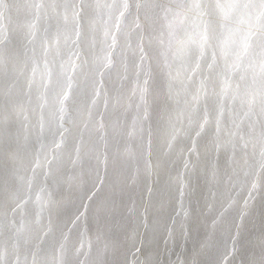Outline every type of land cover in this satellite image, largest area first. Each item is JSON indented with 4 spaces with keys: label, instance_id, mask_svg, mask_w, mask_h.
Instances as JSON below:
<instances>
[{
    "label": "bare ground",
    "instance_id": "bare-ground-1",
    "mask_svg": "<svg viewBox=\"0 0 264 264\" xmlns=\"http://www.w3.org/2000/svg\"><path fill=\"white\" fill-rule=\"evenodd\" d=\"M4 5L0 119L7 116L12 136L4 137L0 123V264H14L17 257L31 264L34 253L39 264L61 256L64 264H94L105 242L107 264H123L133 229L144 232L145 215L158 230L151 246L156 259L170 264L185 243L177 215L182 189L184 207L191 205L187 259L214 258L200 247L210 231L208 207L219 208L230 193L236 204L217 235L231 239L245 200L249 214L239 229L238 251L225 253L228 264H261L264 186L249 196L256 177L243 187L236 183L223 143L235 139L243 182L240 170L255 161L259 147L254 150L251 142L246 151L239 147L240 136L249 135L247 122L239 130L233 124L239 104L209 92L196 107L194 85L175 98L153 85L145 119L139 101L143 70L150 66L159 81L163 64L151 29L141 17V33L122 0H3L0 9ZM186 83L182 77L174 81L179 89ZM193 141L199 158L191 151ZM209 158H216L221 177L214 202ZM257 173L264 177L259 168ZM166 184L169 190L161 196ZM19 226L23 233H17ZM169 228L173 238L165 243Z\"/></svg>",
    "mask_w": 264,
    "mask_h": 264
},
{
    "label": "snow or ice",
    "instance_id": "snow-or-ice-1",
    "mask_svg": "<svg viewBox=\"0 0 264 264\" xmlns=\"http://www.w3.org/2000/svg\"><path fill=\"white\" fill-rule=\"evenodd\" d=\"M0 4H3V0H0ZM6 7L4 5V8L0 9V15H3ZM108 7L111 9V5ZM122 7L125 12L136 18L138 21L136 27L141 30V33H143V25L151 29L163 64L159 81L153 77L150 66L143 70L139 101L144 108V118L147 119L150 115L149 97L153 85L160 91H166V95L173 98L187 94L188 85H194L196 93L192 95L191 101L196 107L208 96L209 92L217 97H226L238 103L240 107L235 113L233 124L239 130L241 125L247 122L249 129L247 137L240 136L239 147L246 151L251 142L254 150L258 146L259 151H254L255 161L246 162V167L240 170L244 177V181L241 182L240 172L236 170L237 144L235 139L224 141L225 150L231 152L227 167L232 169L237 177L236 183L241 184V187L247 183L249 177H256L250 185L249 196L253 191L258 194L259 189L264 186L261 183L264 177L257 173V168L264 171V0H133L131 4L129 0H122ZM141 17L143 25L139 23ZM178 77L187 80L183 89L175 87L174 81ZM11 87H9V93ZM185 103H188L187 99ZM193 110L195 111L196 108L194 107ZM0 123L3 125L4 137L10 139L12 132L8 127L6 115L0 119ZM170 126L175 133V125ZM185 135L190 136L191 133L186 132ZM197 135L200 133L197 132ZM216 142L221 141L217 138ZM191 151H195L199 158L195 141L192 142ZM187 166L186 162L185 167ZM182 183L186 186L187 181H182ZM207 183L209 194L214 202L221 183L216 158H209ZM168 190V184L162 186L160 195L162 196ZM50 196L49 193V198ZM180 197L181 212L177 215L180 217V226L185 229V243L181 245L180 253H177L176 258L170 264H228L230 257L225 253L235 255L238 251L239 229L249 214L248 200H245L244 206L236 212L237 229L230 240L221 239L223 234L217 235V232L233 211L236 200L229 193L227 202H222L219 208L215 206V203H209L208 212L212 216L210 231L200 247L206 252H211L214 258L205 262L195 256L187 259L183 255L187 252L186 222L191 215V205L189 202V206L184 207L183 189ZM86 211L87 209H85V214ZM172 223L176 224L177 220L173 219ZM143 225V233L138 234L137 230L133 229L128 256L123 264H163V261L156 259L151 247L158 240L157 228L154 224L148 223L147 215L144 217ZM16 231L19 234L25 229L19 226ZM47 231H53L51 220H49ZM172 238L173 230L169 228L165 243ZM260 241L261 264H264V231L260 233ZM82 248L83 244L80 249H77V255ZM109 250L107 242L99 246L94 264H107L106 258ZM90 251L91 244H89ZM88 254H84L85 259ZM168 255H172L171 249ZM14 264H20L19 257L16 258ZM25 264H27V258ZM31 264H39L35 253ZM45 264H64V259L62 256L53 257L50 261L45 260Z\"/></svg>",
    "mask_w": 264,
    "mask_h": 264
}]
</instances>
